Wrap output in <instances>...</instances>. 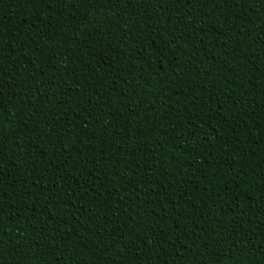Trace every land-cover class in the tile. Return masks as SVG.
Listing matches in <instances>:
<instances>
[{
  "label": "trees",
  "instance_id": "16d2710c",
  "mask_svg": "<svg viewBox=\"0 0 264 264\" xmlns=\"http://www.w3.org/2000/svg\"><path fill=\"white\" fill-rule=\"evenodd\" d=\"M0 264H264V0H0Z\"/></svg>",
  "mask_w": 264,
  "mask_h": 264
}]
</instances>
